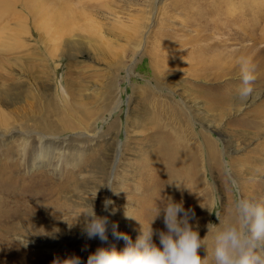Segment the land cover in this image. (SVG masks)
<instances>
[{"label":"rangeland","instance_id":"obj_1","mask_svg":"<svg viewBox=\"0 0 264 264\" xmlns=\"http://www.w3.org/2000/svg\"><path fill=\"white\" fill-rule=\"evenodd\" d=\"M29 1L0 0V264H86L97 239L83 214L107 195L115 145L131 167L112 177L109 211L133 241L170 197L201 237L219 223L201 203L227 216L240 197L264 201V0H32L74 7L60 37ZM241 57L256 75L247 101Z\"/></svg>","mask_w":264,"mask_h":264},{"label":"clouds","instance_id":"obj_2","mask_svg":"<svg viewBox=\"0 0 264 264\" xmlns=\"http://www.w3.org/2000/svg\"><path fill=\"white\" fill-rule=\"evenodd\" d=\"M239 62L241 83L236 95L239 100L247 101L253 94L256 75L248 58L241 57ZM104 186L118 192L112 180ZM112 203L110 198H105L104 210L108 211ZM201 207L215 213L219 220V223L207 224L204 237L200 236L198 227L191 223L195 216L194 210L186 209L182 200L177 202L170 197L162 210H153L155 219L163 214L164 228L158 230L152 227L155 219L146 227L126 211V216L135 217L141 224L140 234L135 241L128 234L116 231L117 226L114 225L113 235L123 239L125 246L122 249H117L115 245L99 246L88 255L86 264H205L209 255L211 264H264V201L240 197L234 201L227 216L212 211L203 203ZM83 215V234L88 239L107 242L108 216L97 215L92 204L91 210ZM154 235L158 237V243L153 239ZM201 248L207 251L204 258L200 255ZM65 261L81 264L79 256H72Z\"/></svg>","mask_w":264,"mask_h":264},{"label":"bare ground","instance_id":"obj_3","mask_svg":"<svg viewBox=\"0 0 264 264\" xmlns=\"http://www.w3.org/2000/svg\"><path fill=\"white\" fill-rule=\"evenodd\" d=\"M29 5L31 6V9L32 10L36 11L40 15L39 17H41L44 20L45 25H47V24L50 25V27H51L50 31H51V34H53V36H55L58 33L63 34L64 33L63 30H66V28L68 29V27H67V26H69L68 23L72 19V17L70 16V13L75 12V9H74L73 6H71V5L70 6L64 5V2H61L60 4L54 2L53 4L49 5V4H47L46 1L34 3L32 0H30L29 1ZM87 15H88V12H87ZM92 15H93V13H92ZM45 28H47V27H45ZM60 34H58V37L61 36ZM39 137H41V136H39ZM169 138L170 137L167 134H165L164 136H162V139L165 142H167L169 140ZM172 139H174V138H172ZM174 143H177L178 145H180L179 144L180 143V139H174ZM63 145H66V144H63ZM62 147L65 148V146H61V148ZM117 147L118 146L115 145L112 148L113 149V153H114L113 154V161L109 165V170H108L109 176H108L107 182L110 179L112 180V177H113V179H116V177L118 175H120V173H121V170L120 169H125V167H123L124 164H126V165H128V166L131 167V165H130L131 163H129V162H123L124 159H122L123 157L121 158L123 152L121 153V151H119V148H117ZM123 148H124V146H123ZM108 156H110V153H108L104 157L100 158L101 161L96 165V168L97 169H94V168L92 169V167H90L89 168L88 175L90 174V171L91 172H95L96 170L102 169L103 166L107 164L106 163V160H107L106 158ZM171 161H172V164L174 165V170L173 171L175 172V173H171V176L172 177H170L171 178L170 184L172 186V185H176L175 183H178V181L180 183L183 182V159L181 160L180 151L176 150L175 152H173ZM85 175H87V174H85ZM85 181H87V179H85ZM112 181H114V188L117 187V185H115V181L117 182V180H112ZM173 182H175V183H173ZM98 186H100V185L97 184V183H95V185H92L91 186V190L94 192V194H97V191L99 192V190H97ZM102 186H103V184H102ZM102 186H101V188H102ZM108 189H109L108 187H105V192L107 193V195L105 196V198H110L111 197V191H109ZM248 191H250V190H248ZM101 192H102V190L99 193H101ZM250 195H252V194H250ZM95 198H96L95 201H89V206L91 207V204L94 206V209H95V212L97 213V215H106L109 218L108 241L107 242H101L99 239H97L96 240L97 247L98 246L111 247V246L115 245L117 247V249H119L120 246H121V244H122L123 239H119V238H117L116 236L113 235V226L116 225L117 226L116 227V231L121 232V233H128V232H131L132 230L128 226V223L127 222L125 224H122V225H120V224L117 225L116 216L113 215V213L110 212L109 209H108V211H105L104 210L103 201L105 200V198L101 200V199H99L100 197L98 195L95 196ZM262 198L263 197H261V199ZM98 199L102 203V205H101L102 208H100L98 206V204H97ZM262 200H264V199H262ZM47 241L49 243H51V244H57V243H61L63 241V238H60V239L59 238H51V239H49ZM30 257L32 258V256H30ZM23 264H34V263L33 262H26V260H24V263Z\"/></svg>","mask_w":264,"mask_h":264}]
</instances>
